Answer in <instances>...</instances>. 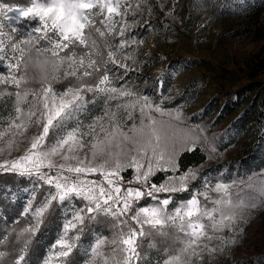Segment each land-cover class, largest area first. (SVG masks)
I'll return each mask as SVG.
<instances>
[{"label":"snow or ice","instance_id":"snow-or-ice-1","mask_svg":"<svg viewBox=\"0 0 264 264\" xmlns=\"http://www.w3.org/2000/svg\"><path fill=\"white\" fill-rule=\"evenodd\" d=\"M155 6L0 0V157L23 146L21 155L0 162V175L31 185L23 221L0 230V264H74V252L85 257L81 264H205L206 257L212 264L264 208V168L215 181L202 165L181 170L184 153L200 149L214 158L218 149L206 129L179 105L167 106L159 91L129 86L142 71L139 30L152 29L143 13L152 16ZM61 80L68 86L57 91ZM32 128L37 132L28 136ZM129 170L131 178L123 175ZM158 173L167 174L159 184ZM185 192L189 198L175 201ZM54 216L55 240L30 256ZM157 238L165 246L149 260L145 247L156 249Z\"/></svg>","mask_w":264,"mask_h":264},{"label":"rangeland","instance_id":"rangeland-1","mask_svg":"<svg viewBox=\"0 0 264 264\" xmlns=\"http://www.w3.org/2000/svg\"><path fill=\"white\" fill-rule=\"evenodd\" d=\"M152 2L156 5L152 16L149 17L146 10L143 13L144 19L152 21V29L147 32L140 29L137 37L144 40L136 62L142 71L133 75L130 87L153 95L159 91L168 97L165 104L179 105L183 112L189 114L202 113L216 97L220 99L219 107L224 103L222 84L236 88L249 79L255 64L264 58V41L252 42L231 36L230 22L217 12L220 7L243 8L245 4L240 0L236 4L231 0ZM160 4H163V8ZM173 8L174 11L168 16L181 30L164 21L165 13ZM254 95L252 93L248 100L238 103L235 111L224 120L225 124L230 125L232 120L249 110L250 119L238 132L241 145H251L260 133L256 124V110L249 107ZM232 131L237 132L234 128ZM36 132L37 129L32 128L27 135L31 136ZM22 151L23 146L21 151H13L11 156L0 157V162L4 158L11 159L21 155ZM28 188L30 186L12 195L15 200L20 199L24 206L28 199ZM257 218L242 233L236 235L235 245L227 247L224 253L217 254L212 264H248L245 262L247 245L258 242L264 233V214Z\"/></svg>","mask_w":264,"mask_h":264},{"label":"trees","instance_id":"trees-1","mask_svg":"<svg viewBox=\"0 0 264 264\" xmlns=\"http://www.w3.org/2000/svg\"><path fill=\"white\" fill-rule=\"evenodd\" d=\"M236 4L239 0H231ZM245 4L243 8L220 7L217 12L220 17L228 20L231 24L230 35L248 39L252 42L264 41V0H240ZM164 21L174 25L175 28L181 30L180 26L168 15L164 16ZM225 38V36H222ZM223 38V39H224ZM226 36L225 39H227ZM249 79L236 88L222 84L221 93L224 96V103L219 107L220 99L215 98L205 108L202 113L189 114L183 112L185 117L190 118V122L198 124L206 129L205 135L215 144L218 151L213 154V159H208V153L197 149L194 152L184 153L179 159L181 170L192 167L203 166L202 172L207 174V177L213 181L238 176H247L258 172L264 168V58H261L254 66L253 72L249 75ZM54 88L57 91H62L68 86V81L61 80L54 83ZM254 93L251 98L249 107H254L257 113L256 124L260 133L255 137L251 145H241L238 140V132L242 130L245 124L249 121V110L244 111L241 117L232 120L230 125L224 123L226 117L230 116L236 109V105L246 101ZM235 97L237 99L235 100ZM3 104V98H0V105ZM167 106H175V104H166ZM96 110H94L95 112ZM0 111V115H5ZM234 128L237 132H233ZM131 170L125 173L127 178H131ZM170 174V173H168ZM166 173H158L153 182L159 184L163 181ZM31 186L26 179L19 178L13 174L0 175V230L5 228L16 227L14 221H23L20 215L24 209V204L20 199H14L13 196H6L4 189L14 192H19L24 188ZM41 193L37 194V200L41 198ZM161 197L166 196V193H161ZM190 193H180L175 197L178 201L181 197L189 198ZM143 203V201L141 202ZM147 203L153 201L149 199ZM172 208V205H169ZM264 214V208L256 209L249 220L242 224L241 227H246L257 217ZM257 218V219H259ZM60 220L54 216L50 219L46 228H42L41 233L37 234L36 240L33 242L29 255L34 257L46 253V246L50 245L56 238V233L59 229ZM105 235H110L106 227L100 226ZM230 235L229 233H225ZM91 237L85 238L84 242L88 243ZM165 245L157 238V248L149 249L145 247L148 253L149 260H155L158 256L157 249L162 251ZM247 257L245 262L248 264H260L264 262V233L258 242H250L247 245ZM74 264H81L85 259L81 252H74Z\"/></svg>","mask_w":264,"mask_h":264},{"label":"built area","instance_id":"built-area-1","mask_svg":"<svg viewBox=\"0 0 264 264\" xmlns=\"http://www.w3.org/2000/svg\"><path fill=\"white\" fill-rule=\"evenodd\" d=\"M123 175H125V173H123ZM90 178L99 179L100 177L99 176H96V177H90Z\"/></svg>","mask_w":264,"mask_h":264}]
</instances>
